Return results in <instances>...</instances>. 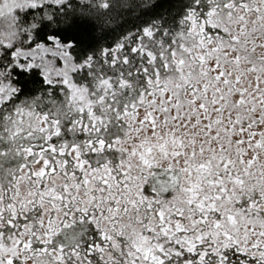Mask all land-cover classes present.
Here are the masks:
<instances>
[{
    "label": "snow or ice",
    "instance_id": "snow-or-ice-1",
    "mask_svg": "<svg viewBox=\"0 0 264 264\" xmlns=\"http://www.w3.org/2000/svg\"><path fill=\"white\" fill-rule=\"evenodd\" d=\"M0 264H264V0H0Z\"/></svg>",
    "mask_w": 264,
    "mask_h": 264
}]
</instances>
